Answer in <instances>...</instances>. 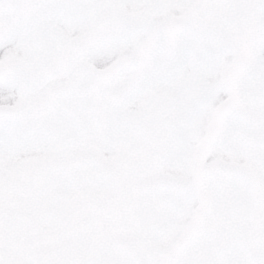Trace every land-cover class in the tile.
I'll return each instance as SVG.
<instances>
[{"label": "snow or ice", "instance_id": "obj_1", "mask_svg": "<svg viewBox=\"0 0 264 264\" xmlns=\"http://www.w3.org/2000/svg\"><path fill=\"white\" fill-rule=\"evenodd\" d=\"M0 264H264V0H0Z\"/></svg>", "mask_w": 264, "mask_h": 264}]
</instances>
